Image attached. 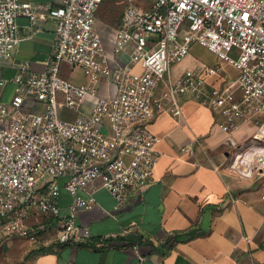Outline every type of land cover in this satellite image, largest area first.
Wrapping results in <instances>:
<instances>
[{
	"label": "built area",
	"instance_id": "built-area-1",
	"mask_svg": "<svg viewBox=\"0 0 264 264\" xmlns=\"http://www.w3.org/2000/svg\"><path fill=\"white\" fill-rule=\"evenodd\" d=\"M57 1L52 8L0 0L2 62L11 60L20 41L18 16L36 24L40 11H48L55 23L46 70L34 72L27 61L20 63L11 79V102L0 99L1 234L34 240L26 219L34 213L60 215L65 190L71 203L60 215L59 241L84 242L91 231L77 224V216L96 203L92 193H84L90 181L102 179L115 210L129 191L144 189L159 158L148 123L161 83L175 115L181 113L179 97H188L211 107L223 130L254 123V134L234 146L232 168L264 172V0H127L120 25L110 33L112 54L96 27L104 0ZM195 43L238 76L230 83L219 62L186 68L173 79V66ZM63 63L80 68L84 82L63 77ZM210 78L221 86L211 85ZM103 85L106 97L99 95Z\"/></svg>",
	"mask_w": 264,
	"mask_h": 264
},
{
	"label": "crops",
	"instance_id": "crops-1",
	"mask_svg": "<svg viewBox=\"0 0 264 264\" xmlns=\"http://www.w3.org/2000/svg\"><path fill=\"white\" fill-rule=\"evenodd\" d=\"M31 1L36 7L58 6L57 0ZM120 23L121 18L115 27L97 20L109 54L110 33ZM17 24L20 41L11 60L0 61V99L7 104L15 93L11 79L18 65L27 61L32 71H45L55 43L48 11H40L36 24L26 16H18ZM186 62L173 66V79V70H184ZM61 75L75 83L85 80L82 70L68 63L62 64ZM235 78L226 71L230 83ZM209 82L221 86L214 78ZM164 89L161 83L155 92L156 111L148 123L159 156L150 183L129 191L115 210L102 179L90 181L84 193H92L96 203L79 211L77 224L88 227L91 237L80 243L59 241L60 215L71 203L62 190L60 215L34 213L26 219L34 240L0 232V264H264V172L232 168L234 146L252 136L256 126L245 122L233 131L223 130L211 107L188 97H179L181 113L175 115V103L163 96ZM99 95L107 96L104 85ZM111 233L113 237L105 238Z\"/></svg>",
	"mask_w": 264,
	"mask_h": 264
},
{
	"label": "rangeland",
	"instance_id": "rangeland-1",
	"mask_svg": "<svg viewBox=\"0 0 264 264\" xmlns=\"http://www.w3.org/2000/svg\"><path fill=\"white\" fill-rule=\"evenodd\" d=\"M127 6L126 0H105L98 13H97V20L99 23H104L108 24L110 26L115 27L118 23V21L121 18V15L123 14L125 8ZM188 58V59H187ZM187 61V62H186ZM186 62V68H191L193 70L199 69V67H203L206 65H199L201 63H205L208 65L211 64H217L219 63V58L216 54H214L212 51H210L208 48L195 43L192 45L190 49V53L183 59L182 62L178 64H185ZM177 65V64H176ZM224 69L228 72L230 77H237L238 76V71L233 67L228 64L223 65ZM179 68V67H178ZM182 68H179L177 71L173 70L174 77L178 78L182 72L184 71ZM181 73L177 76V72Z\"/></svg>",
	"mask_w": 264,
	"mask_h": 264
}]
</instances>
